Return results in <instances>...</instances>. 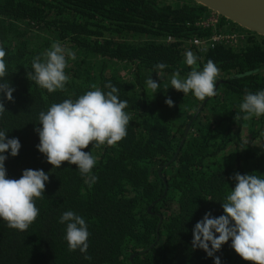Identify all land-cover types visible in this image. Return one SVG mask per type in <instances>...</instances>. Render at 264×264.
I'll use <instances>...</instances> for the list:
<instances>
[{
	"label": "trees",
	"instance_id": "obj_1",
	"mask_svg": "<svg viewBox=\"0 0 264 264\" xmlns=\"http://www.w3.org/2000/svg\"><path fill=\"white\" fill-rule=\"evenodd\" d=\"M181 3L0 0V48L15 88L14 100H4L0 130L22 145L17 156L8 155V177L19 179L25 169L49 173L36 200L39 215L27 231L0 220V264H214L204 250L192 248V229L206 212L224 214L220 201L235 187L237 172L264 177V116L244 119L239 111L244 95L264 90V74L240 76L264 65V37L251 34L244 47L218 44L203 53L186 40L209 35L196 22L210 10ZM54 42L76 58L68 59L65 88L49 93L27 73ZM188 50L201 69L208 60L217 65L218 82L225 81L214 97L200 100L170 87L174 73L191 71L184 63ZM161 62L163 82L154 73ZM150 75L162 83L156 94L146 87ZM108 82L127 101L131 119L120 142L92 149L98 179L90 187L75 164L55 168L47 162L35 129L41 111L93 86L108 91ZM68 210L88 224L86 254L68 249L65 225L58 222ZM230 245L215 254L222 264H253Z\"/></svg>",
	"mask_w": 264,
	"mask_h": 264
},
{
	"label": "clouds",
	"instance_id": "obj_2",
	"mask_svg": "<svg viewBox=\"0 0 264 264\" xmlns=\"http://www.w3.org/2000/svg\"><path fill=\"white\" fill-rule=\"evenodd\" d=\"M5 50L0 48V119L6 111L4 100L13 101L15 88L7 79L8 69L4 60ZM75 54L59 42H54L42 55L33 58L32 71L28 78L49 93L63 90L70 77L65 69L68 59L75 60ZM198 57L191 50L184 53V63L191 68L185 77L179 72L170 78V87L182 91L184 96L191 93L195 98L204 100L217 95L219 69L208 60L201 69ZM155 71L163 82L164 63H157ZM162 83L150 75L146 87L154 94L159 92ZM104 91L93 86L92 90L77 99H65L52 104L47 111L39 113V125L35 131L39 136L36 145L47 162L61 168L62 162L75 164L84 182L90 187L98 177L93 173L96 157L93 148L114 146L127 135L130 116L125 111L127 101L119 98V90L111 82L104 85ZM169 87H167L168 89ZM165 103L173 106L171 98ZM244 119L264 116V90L248 92L239 104ZM8 132L0 130V220L9 228L27 231L39 215L36 200L42 198L49 173L43 169H25L19 179L8 177L6 160L8 155L15 157L22 147L18 138H9ZM91 143V151H84ZM232 179L235 187L221 200L222 215L216 217L206 212L192 229L193 249H202L214 264H222L215 254L231 240V248L241 258L253 264H264V177L253 173L237 172ZM212 200V199H208ZM65 225L64 239L69 251L79 250L87 253L89 230L85 218L68 210L59 217ZM85 259L91 257L85 255Z\"/></svg>",
	"mask_w": 264,
	"mask_h": 264
},
{
	"label": "water",
	"instance_id": "obj_3",
	"mask_svg": "<svg viewBox=\"0 0 264 264\" xmlns=\"http://www.w3.org/2000/svg\"><path fill=\"white\" fill-rule=\"evenodd\" d=\"M189 1L207 8L208 10H210V12L219 14L222 18L228 20L230 23L240 26L248 32L264 37V0ZM258 72L264 74V65H262L260 69L255 70L254 72H249L240 76L250 75L252 73ZM223 81L225 80H220L217 84Z\"/></svg>",
	"mask_w": 264,
	"mask_h": 264
},
{
	"label": "built area",
	"instance_id": "obj_4",
	"mask_svg": "<svg viewBox=\"0 0 264 264\" xmlns=\"http://www.w3.org/2000/svg\"><path fill=\"white\" fill-rule=\"evenodd\" d=\"M222 21V17L215 12H210L206 16L199 18L196 26L209 30V35L206 38H201L198 35L192 36L186 40L188 46H193L203 53L210 48H215L218 44L234 48H238V46L244 47L248 35L253 33L233 23L222 24ZM169 41H171V37H169Z\"/></svg>",
	"mask_w": 264,
	"mask_h": 264
},
{
	"label": "rangeland",
	"instance_id": "obj_5",
	"mask_svg": "<svg viewBox=\"0 0 264 264\" xmlns=\"http://www.w3.org/2000/svg\"><path fill=\"white\" fill-rule=\"evenodd\" d=\"M164 2H166V3H172V4H177L178 5V3H180V4H182L181 2H183L184 0H163ZM169 170H174V168H170ZM174 208H176V203H174Z\"/></svg>",
	"mask_w": 264,
	"mask_h": 264
},
{
	"label": "flooded vegetation",
	"instance_id": "obj_6",
	"mask_svg": "<svg viewBox=\"0 0 264 264\" xmlns=\"http://www.w3.org/2000/svg\"><path fill=\"white\" fill-rule=\"evenodd\" d=\"M210 13V12H209ZM207 14H205L204 16H206ZM204 16H202V17H204Z\"/></svg>",
	"mask_w": 264,
	"mask_h": 264
}]
</instances>
